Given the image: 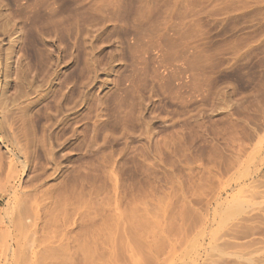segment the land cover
<instances>
[{
	"label": "rangeland",
	"instance_id": "obj_1",
	"mask_svg": "<svg viewBox=\"0 0 264 264\" xmlns=\"http://www.w3.org/2000/svg\"><path fill=\"white\" fill-rule=\"evenodd\" d=\"M0 264H264V0H0Z\"/></svg>",
	"mask_w": 264,
	"mask_h": 264
}]
</instances>
